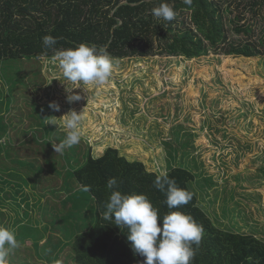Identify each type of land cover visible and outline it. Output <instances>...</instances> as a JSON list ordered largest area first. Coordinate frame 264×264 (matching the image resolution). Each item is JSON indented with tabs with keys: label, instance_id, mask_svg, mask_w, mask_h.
Returning a JSON list of instances; mask_svg holds the SVG:
<instances>
[{
	"label": "rangeland",
	"instance_id": "obj_1",
	"mask_svg": "<svg viewBox=\"0 0 264 264\" xmlns=\"http://www.w3.org/2000/svg\"><path fill=\"white\" fill-rule=\"evenodd\" d=\"M234 12L226 14L231 42L242 38L229 23ZM112 59L107 83L79 86L65 81L56 58L20 59L10 68L0 63V185L27 181L25 196L0 186V196L6 195L0 197V226L14 229L20 244L7 264H75L65 231L80 219L81 228L89 210L85 203L73 207L71 197L81 187L70 179V157L53 148L66 138L62 116L72 110L82 113L84 135L65 149H75L79 161L114 148L151 172L185 166L198 179L212 177L213 188H195L200 207L221 228L264 241V57L210 50L192 60ZM72 93L83 98L70 103ZM52 101L59 112L49 107ZM5 149L13 152L10 158ZM59 189L63 193L52 191ZM35 193L44 196L39 207Z\"/></svg>",
	"mask_w": 264,
	"mask_h": 264
},
{
	"label": "trees",
	"instance_id": "obj_2",
	"mask_svg": "<svg viewBox=\"0 0 264 264\" xmlns=\"http://www.w3.org/2000/svg\"><path fill=\"white\" fill-rule=\"evenodd\" d=\"M161 3L174 7L178 13L175 20L166 21L151 14ZM234 11L239 13L229 23L237 35L242 36L237 42L230 41L226 26V14H234ZM248 13L251 15L248 23L241 24ZM256 33L258 39H255ZM46 35L55 37L57 43L45 48L42 38ZM81 43L106 47L115 59L165 55L192 60L207 56L210 50L227 56L264 57V0H193L191 6L183 0H0L2 65L6 63L10 68L20 59L43 55L54 59L59 51ZM9 149L14 152L13 148ZM9 149H5L7 158L13 153ZM3 150L0 146V155ZM75 151L72 148L62 152L63 157L67 154L71 159L70 179H75L81 187L71 200L74 208L85 203L89 210L81 228L78 221L82 219L65 231L64 239L72 246L75 264H142L144 260L134 255L131 242L127 240V228L121 229L101 219L100 214L106 211L111 194L107 182L112 177L118 181V188L114 190L125 195H146L161 220L173 211H181L203 226L199 246L193 245L196 255L192 264H264V241L253 234L221 228L220 222L216 225L200 207L195 188H213L212 177L210 181L205 179L207 177L198 179L195 172L185 166L171 167L168 176L179 188L192 192L193 199L187 205L169 209L167 189L162 192L154 187L160 174L147 170L141 161L121 155L114 148H108L99 158L88 152L84 161H79ZM55 166L57 168L56 162ZM42 174L34 190L40 187ZM24 182L5 181L0 186L3 190L13 188L11 193L25 196L27 193L23 190L27 188V181ZM52 191L57 195L63 193L61 189ZM35 197L39 207L44 196L35 193ZM29 204L27 202L26 208ZM68 236L71 237L68 239Z\"/></svg>",
	"mask_w": 264,
	"mask_h": 264
},
{
	"label": "clouds",
	"instance_id": "obj_3",
	"mask_svg": "<svg viewBox=\"0 0 264 264\" xmlns=\"http://www.w3.org/2000/svg\"><path fill=\"white\" fill-rule=\"evenodd\" d=\"M191 6L193 0H183ZM156 18L173 21L178 13L169 3H161L151 10ZM45 48L57 43L55 37L46 35L42 38ZM59 67L62 69L65 81L77 86L80 84L103 85L107 83L113 71V59L106 47L95 44L81 43L75 48L59 51L56 55ZM75 87L72 89H77ZM72 89H68L71 92ZM83 97L79 93L70 94L68 101H80ZM49 107L60 111L59 103L52 101ZM63 125L68 130L66 138L59 144H53L55 153H62L65 148L78 145L84 135L81 127L82 113L75 110L62 116ZM49 124L57 125L55 121ZM154 187L158 191L167 189L166 204L169 209L187 205L193 199V193L181 189L176 181L162 172L156 177ZM111 191L106 204V211L101 213V219L119 228H127V240L134 255L144 257L142 264H192L196 250L203 237V226L195 222L190 216L181 211H173L163 217L158 216V210L153 207L144 194H122L118 188L117 178L112 177L107 182ZM87 190V188L85 189ZM20 247L16 232L12 228L0 226V264H7L10 252Z\"/></svg>",
	"mask_w": 264,
	"mask_h": 264
}]
</instances>
